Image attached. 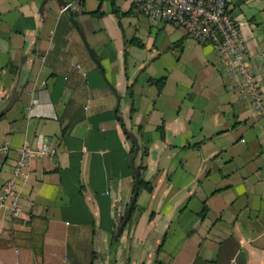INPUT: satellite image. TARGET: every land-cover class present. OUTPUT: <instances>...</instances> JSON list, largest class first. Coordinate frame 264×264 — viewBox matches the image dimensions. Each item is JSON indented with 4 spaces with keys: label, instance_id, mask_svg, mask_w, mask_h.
<instances>
[{
    "label": "crops",
    "instance_id": "0c3cea01",
    "mask_svg": "<svg viewBox=\"0 0 264 264\" xmlns=\"http://www.w3.org/2000/svg\"><path fill=\"white\" fill-rule=\"evenodd\" d=\"M229 3L264 102V0ZM25 144L0 264H264V110L132 0H0V190Z\"/></svg>",
    "mask_w": 264,
    "mask_h": 264
},
{
    "label": "built area",
    "instance_id": "2783aa9c",
    "mask_svg": "<svg viewBox=\"0 0 264 264\" xmlns=\"http://www.w3.org/2000/svg\"><path fill=\"white\" fill-rule=\"evenodd\" d=\"M136 13L150 19L172 23L182 28L187 36L202 44L212 45L226 65L228 75L233 78L242 93L249 94L253 107L264 110V102L256 77L248 65L247 48L241 37L240 23L232 16L230 0H132ZM42 144L31 148L25 144L17 159L13 175L0 190V206L14 194L16 181L25 177L24 168L35 155L53 154ZM17 214L16 202L12 201Z\"/></svg>",
    "mask_w": 264,
    "mask_h": 264
},
{
    "label": "water",
    "instance_id": "95a60500",
    "mask_svg": "<svg viewBox=\"0 0 264 264\" xmlns=\"http://www.w3.org/2000/svg\"><path fill=\"white\" fill-rule=\"evenodd\" d=\"M88 50H89V53H90V55L92 56V58H94V60L96 61V63L99 65V67H100V71H101V74H102L103 78H104L105 81L108 83V81L106 80V78H105V76H104V69H103V67L100 65V62L94 57V55H93V53L91 52V50H90V49H88ZM17 93H18L17 90H15V91L12 93V96H11V98H10V100H9V103H11V102L14 101V99H15L16 96H17ZM135 178H136V180H135V187H134V191H133V196H132V198H131V200H130V203H129L127 209H126V212H125V214H124V216H123V218H122V221H121V223H120V226H119V228H118V230H117V234H118V235L120 234V232L123 230L124 226L126 225V223H127V221H128V218H129V216H130V213H131L132 207H133L134 202H135V200H136V195H137V193H138V189H139V175H138V170H137V169H135ZM118 235H116V237H118Z\"/></svg>",
    "mask_w": 264,
    "mask_h": 264
},
{
    "label": "trees",
    "instance_id": "16d2710c",
    "mask_svg": "<svg viewBox=\"0 0 264 264\" xmlns=\"http://www.w3.org/2000/svg\"><path fill=\"white\" fill-rule=\"evenodd\" d=\"M164 80H165V78H160L159 80H153V81H155V82L158 84V87L161 88L162 85H163ZM141 168H143V167L140 166V168H137V170H138V175H139V186L144 187L145 189H147V190L150 191L152 186H151V184H150L149 182L145 181V180L141 177ZM135 202H136V200H135ZM135 202H134V205H135ZM134 205H133V207H134ZM133 207H132V208H133ZM122 218H123V217H122ZM129 218H130V216H129ZM129 218H128V219H129ZM34 219H36V220H40V221H42V222H45V220H44L43 218H34ZM29 224H30V221H29ZM30 226H31V224H30Z\"/></svg>",
    "mask_w": 264,
    "mask_h": 264
}]
</instances>
